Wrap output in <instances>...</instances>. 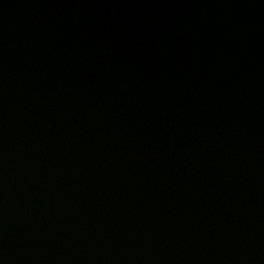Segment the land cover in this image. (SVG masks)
I'll return each instance as SVG.
<instances>
[{"label":"water","instance_id":"1","mask_svg":"<svg viewBox=\"0 0 264 264\" xmlns=\"http://www.w3.org/2000/svg\"><path fill=\"white\" fill-rule=\"evenodd\" d=\"M0 264H264V0H0Z\"/></svg>","mask_w":264,"mask_h":264}]
</instances>
